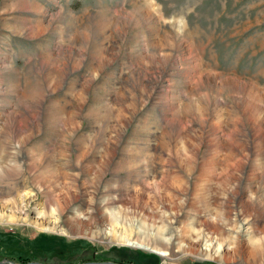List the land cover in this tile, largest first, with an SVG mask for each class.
<instances>
[{"label":"rangeland","instance_id":"obj_1","mask_svg":"<svg viewBox=\"0 0 264 264\" xmlns=\"http://www.w3.org/2000/svg\"><path fill=\"white\" fill-rule=\"evenodd\" d=\"M263 227L264 0H0V264H264Z\"/></svg>","mask_w":264,"mask_h":264},{"label":"bare ground","instance_id":"obj_2","mask_svg":"<svg viewBox=\"0 0 264 264\" xmlns=\"http://www.w3.org/2000/svg\"><path fill=\"white\" fill-rule=\"evenodd\" d=\"M263 225V224H262ZM261 233H262V237H261V240L259 239L258 241H257V245L256 246H254V249H253V253H260L261 251H262V249H264V227L261 229ZM260 244V245H259ZM143 244H141V243H139V246H141V247H144V246H142ZM149 248V247H148ZM150 249V248H149ZM261 250V251H260ZM154 251L156 252V253H159V254H161V255H163L164 254V252L161 250V249H154Z\"/></svg>","mask_w":264,"mask_h":264},{"label":"water","instance_id":"obj_3","mask_svg":"<svg viewBox=\"0 0 264 264\" xmlns=\"http://www.w3.org/2000/svg\"><path fill=\"white\" fill-rule=\"evenodd\" d=\"M37 264H39V263H37Z\"/></svg>","mask_w":264,"mask_h":264}]
</instances>
